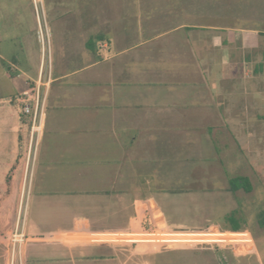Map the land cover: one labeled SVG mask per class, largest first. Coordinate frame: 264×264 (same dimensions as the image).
<instances>
[{"label":"crops","instance_id":"crops-1","mask_svg":"<svg viewBox=\"0 0 264 264\" xmlns=\"http://www.w3.org/2000/svg\"><path fill=\"white\" fill-rule=\"evenodd\" d=\"M50 12L83 31L58 48L74 68L54 67L51 49L45 76L33 13L0 10V188L17 194L2 223L6 264H110L126 234L170 235L156 230L166 205L250 202L253 190L231 191L227 176L264 178V29L212 8L138 26L147 36L125 45L121 13ZM95 30L110 41L89 46ZM36 95L31 141L20 99Z\"/></svg>","mask_w":264,"mask_h":264},{"label":"rangeland","instance_id":"rangeland-1","mask_svg":"<svg viewBox=\"0 0 264 264\" xmlns=\"http://www.w3.org/2000/svg\"><path fill=\"white\" fill-rule=\"evenodd\" d=\"M228 6L233 7L230 9ZM212 8L235 13L234 18L226 19H233L237 25L264 29V0H0V10L33 13L35 21L38 22L34 35L40 46L42 45L41 35L44 41L42 64L45 76L49 75L51 67V49L54 67L60 69L63 63L67 69L74 68L68 63L72 59L63 58L58 48L63 46L64 42L67 44L78 37L83 31H80L81 22L80 27L73 28L71 25V28L63 31L61 24L65 19L54 20L51 18L50 11L101 9L107 13L112 11L121 13L120 15L125 16L121 17L123 20L121 27L126 31L120 30V33L122 37L124 36V44L128 45L136 43L140 38V35L134 32L138 26L141 28L150 22L152 23V25L149 23L150 28L154 25L166 28L167 25L176 24L180 20L178 15L186 11L209 12ZM168 12H173L177 17L171 18L166 14ZM91 33L87 39L88 45L94 46L99 41L105 40L108 42L111 38L108 34L104 37L100 31L95 30ZM146 36L147 30L144 29L142 38ZM167 37L161 36L154 39L152 43L162 42ZM54 43H57L56 47ZM65 52L70 54L66 48ZM79 59H73L74 63H78ZM227 177L229 186L231 182L234 186H241L240 190L249 188L253 190L251 194H248L249 203L241 202L238 194L236 197L239 200H236L232 209H227L229 204H226L223 209H218L212 199L207 197L200 198L197 202L176 203L177 209L173 211L170 205H166L163 207L166 221L156 230L170 235L154 236L153 234L152 237H148L151 240L154 239L153 241H128L117 245L114 248L116 253L111 251L107 254V256L116 257L110 264H264V178L250 179L238 175ZM9 180L10 177H7L6 182L9 183ZM25 196L26 193L22 196V208ZM16 202L17 194L3 193L0 188V241L3 243L7 242L8 236L4 235L5 229L2 223L9 224L10 213L14 210ZM177 223L181 224L177 226ZM211 224L213 226H210ZM232 228L241 230L242 233H225ZM215 230L222 232L219 235H213L216 233ZM180 233L187 235H178ZM11 239L10 237L9 240ZM177 239L184 240L176 241ZM0 264H6L3 258H0Z\"/></svg>","mask_w":264,"mask_h":264},{"label":"built area","instance_id":"built-area-1","mask_svg":"<svg viewBox=\"0 0 264 264\" xmlns=\"http://www.w3.org/2000/svg\"><path fill=\"white\" fill-rule=\"evenodd\" d=\"M41 40H43V36L41 35ZM21 101V104H22V112L23 114L25 115H29L30 118H31V130H30V139L32 141V139L34 138V135L36 136L37 135V131L35 129V127H38L39 125V118L38 116L41 115V111L39 109V106H38V96L36 95V97L33 99V100H27L26 98H21L20 99ZM142 234H138V235H135L134 237H140ZM132 236V234H126V242H135V240H137V238H132L130 237ZM130 237V238H128ZM16 253L17 255L20 254V245L18 244L17 245V249H16Z\"/></svg>","mask_w":264,"mask_h":264},{"label":"trees","instance_id":"trees-1","mask_svg":"<svg viewBox=\"0 0 264 264\" xmlns=\"http://www.w3.org/2000/svg\"><path fill=\"white\" fill-rule=\"evenodd\" d=\"M22 113H23V112H22ZM235 181H236V180H235ZM229 188H230L231 191H235V190L241 189L242 187H241V186H234V185L231 184V182H230V186H229ZM249 190H250V188L247 189V190H245V191H249ZM232 230H233V231H236V230H238V229H236V228H232Z\"/></svg>","mask_w":264,"mask_h":264}]
</instances>
